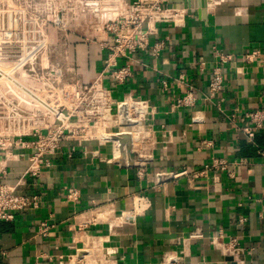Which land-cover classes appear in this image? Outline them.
I'll return each mask as SVG.
<instances>
[{
    "label": "crops",
    "instance_id": "1",
    "mask_svg": "<svg viewBox=\"0 0 264 264\" xmlns=\"http://www.w3.org/2000/svg\"><path fill=\"white\" fill-rule=\"evenodd\" d=\"M205 2L204 13L173 7L184 16L158 23L151 38L165 41L160 55L119 58L120 65L130 64L132 75L122 84L106 80L116 99L132 94L156 107L157 145L144 177L108 162L109 146L91 143L89 152L78 147L70 157L72 143L64 142L39 178L18 185V193L37 194L39 202L0 223V264H161L172 255L178 264L221 261L227 255L238 264H264V132L250 140L242 130L249 122L241 119L264 108V0ZM60 39H68L63 49L83 81L90 82L102 68L99 42L80 33ZM216 48L228 60L222 68L224 89L211 97ZM188 92L195 96L194 106L178 107L177 99ZM95 149L101 156L92 155ZM215 157L227 160L228 168L201 173ZM28 164L24 158L11 161L0 184H18ZM160 172L182 174L158 185ZM70 187L78 190L75 202L67 198ZM137 196L145 210L134 222L79 228L81 213L93 206L120 215ZM43 221L50 226L48 235L39 231ZM194 231L202 236L191 238ZM220 231L222 243L215 245L212 238ZM231 238L237 239L234 252ZM85 246L91 249L82 261Z\"/></svg>",
    "mask_w": 264,
    "mask_h": 264
},
{
    "label": "built area",
    "instance_id": "2",
    "mask_svg": "<svg viewBox=\"0 0 264 264\" xmlns=\"http://www.w3.org/2000/svg\"><path fill=\"white\" fill-rule=\"evenodd\" d=\"M167 1L0 0V179L8 174L11 161L24 158L29 162L18 184H0V223L12 221L18 211L38 206V195L18 193V185L28 178H39L64 142L72 143L67 152L70 157L78 147L89 152L91 143L98 148L109 146L105 155L108 162L135 169L139 179L144 177L157 145L156 107L148 98L132 94L116 99L106 80L122 84L132 75L130 64L120 65L119 58L138 52L160 55L165 41L151 39L157 33L158 23L184 16V10L165 6ZM48 27L64 31L63 37L80 33L99 42L104 57L95 78L84 82L69 55L61 51V57L58 56L57 45L46 34ZM215 52L218 61L209 81L211 97L224 89L222 68L228 60L221 49L216 48ZM254 55L248 54L247 59L251 61ZM194 104L191 92L176 101L178 107ZM241 119L249 122L242 130L250 140L264 130V108L247 111ZM91 153L101 156L99 149ZM228 164L224 158L215 157L201 173L212 168L226 170ZM181 174L160 172L155 180L159 185ZM67 198L77 201L78 190L68 188ZM144 210L142 197L137 196L132 207L120 215L108 206H93L81 213L84 222L78 224L80 229L103 222L110 227L120 226L134 222ZM244 222L241 217L239 223ZM49 228L43 221L39 231L48 235ZM201 236L197 231L190 235ZM223 236L222 231L218 232L212 242L221 244ZM229 245L236 251L237 239L231 238ZM89 249L85 246L81 251L85 253L82 261L88 259ZM178 263L177 256L172 255L161 264Z\"/></svg>",
    "mask_w": 264,
    "mask_h": 264
},
{
    "label": "water",
    "instance_id": "3",
    "mask_svg": "<svg viewBox=\"0 0 264 264\" xmlns=\"http://www.w3.org/2000/svg\"><path fill=\"white\" fill-rule=\"evenodd\" d=\"M169 7L193 8L196 7L199 13L205 12L206 0H168ZM199 264H238L234 255H227L221 261L201 262Z\"/></svg>",
    "mask_w": 264,
    "mask_h": 264
},
{
    "label": "rangeland",
    "instance_id": "4",
    "mask_svg": "<svg viewBox=\"0 0 264 264\" xmlns=\"http://www.w3.org/2000/svg\"><path fill=\"white\" fill-rule=\"evenodd\" d=\"M46 34L48 35V38L51 41V43H53V45L56 44L57 46L62 47V49L58 48L59 52L57 51L58 56L61 57V55H62L61 51L65 52V49H63V44H62L61 39H60L61 35L62 36L64 35V31H61L55 27H48L46 29ZM66 41H68V39H66ZM64 44H66V43H64ZM57 60L62 61L61 58H57Z\"/></svg>",
    "mask_w": 264,
    "mask_h": 264
},
{
    "label": "trees",
    "instance_id": "5",
    "mask_svg": "<svg viewBox=\"0 0 264 264\" xmlns=\"http://www.w3.org/2000/svg\"><path fill=\"white\" fill-rule=\"evenodd\" d=\"M259 132L263 133L264 131H263V130H261V131H259Z\"/></svg>",
    "mask_w": 264,
    "mask_h": 264
}]
</instances>
